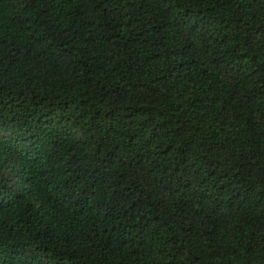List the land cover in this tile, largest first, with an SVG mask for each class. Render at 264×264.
<instances>
[{
  "label": "trees",
  "instance_id": "16d2710c",
  "mask_svg": "<svg viewBox=\"0 0 264 264\" xmlns=\"http://www.w3.org/2000/svg\"><path fill=\"white\" fill-rule=\"evenodd\" d=\"M0 264H264V0H0Z\"/></svg>",
  "mask_w": 264,
  "mask_h": 264
}]
</instances>
